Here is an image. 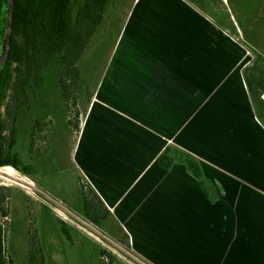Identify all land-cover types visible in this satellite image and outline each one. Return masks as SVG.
Instances as JSON below:
<instances>
[{"label": "crops", "instance_id": "crops-1", "mask_svg": "<svg viewBox=\"0 0 264 264\" xmlns=\"http://www.w3.org/2000/svg\"><path fill=\"white\" fill-rule=\"evenodd\" d=\"M211 5L134 0L72 150L82 184L147 264H264V103ZM167 147L198 160L209 196L184 165L160 168Z\"/></svg>", "mask_w": 264, "mask_h": 264}, {"label": "rangeland", "instance_id": "rangeland-1", "mask_svg": "<svg viewBox=\"0 0 264 264\" xmlns=\"http://www.w3.org/2000/svg\"><path fill=\"white\" fill-rule=\"evenodd\" d=\"M133 2L110 0L104 22L79 63L81 80L74 89L70 106L60 89L61 68L54 63L44 72L41 88L30 90L29 104L20 110L15 124L16 144L12 153L20 158L22 165L32 168V174L10 169L7 177L12 175L34 185L83 220L82 182L71 158L77 135L72 123L75 111L80 114L79 120L82 118ZM209 2L213 5L205 6L204 10L248 52L247 67L254 63L264 66V0ZM13 110L12 105L9 114L2 109L9 127ZM0 191V223L7 264L110 262L106 255L100 254L102 250L111 253V264H134L26 187L0 176ZM97 229L126 249L127 240L111 219Z\"/></svg>", "mask_w": 264, "mask_h": 264}, {"label": "trees", "instance_id": "trees-1", "mask_svg": "<svg viewBox=\"0 0 264 264\" xmlns=\"http://www.w3.org/2000/svg\"><path fill=\"white\" fill-rule=\"evenodd\" d=\"M109 2L13 0L10 48L7 60L0 69V168L11 167L24 175L32 174V168L22 165L20 158L12 153L16 144L15 124L20 110L28 106L30 90L41 88L44 72L54 63L61 68L60 89L70 106L74 89L81 80L79 63L104 22ZM244 80L252 99L263 104L264 66L254 63L246 67ZM10 105L14 110L9 127L3 119L2 109L9 114ZM72 105L75 106L74 99ZM79 116V112L75 111L72 124L76 134L79 133ZM176 163L184 165L204 194L209 196L201 165L196 158L173 147L165 148L158 158L160 168L165 171H170ZM80 191L84 219L99 228L110 218L109 211L90 187L81 184ZM126 249L130 250L129 246L126 245ZM100 254L110 259V262L103 264H111L109 251L102 250ZM0 264H7L1 223Z\"/></svg>", "mask_w": 264, "mask_h": 264}, {"label": "water", "instance_id": "water-1", "mask_svg": "<svg viewBox=\"0 0 264 264\" xmlns=\"http://www.w3.org/2000/svg\"><path fill=\"white\" fill-rule=\"evenodd\" d=\"M8 5H9V7H8L9 14H8V22H7V26H6L5 40L3 42L2 53H1V56H0V69L3 67V65L5 64V62L7 60L8 53H9V48H10V37H11L12 18H13V0H9V4ZM262 100L264 101V94L262 96ZM10 169H12V168L11 167L0 168V176L4 177L6 179H9L11 181H14L15 183H18V184L26 187L27 189L33 191L40 198H42L46 202L50 203L54 207H56L64 215H66L67 217H69L73 221H75L78 224H80L88 232H90L91 234L95 235L96 237H98L103 242L107 243L109 246H111L116 251H118L119 253L124 255L127 259L132 261L134 264H147L146 262H144L142 259L137 257L132 252L128 251L127 249L123 248L122 246H120L117 243H115L114 241H112L110 238L106 237L95 226L90 224L88 221H85V220L81 219L80 217H78L77 215H75L72 211H70L68 208L63 206L58 201L54 200L52 197H50L44 191L40 190L39 188L35 187L34 185H32V184H30L28 182H25V181H22V180L18 179L17 177H13L12 175H11V177H7L6 174L9 172Z\"/></svg>", "mask_w": 264, "mask_h": 264}, {"label": "flooded vegetation", "instance_id": "flooded-vegetation-1", "mask_svg": "<svg viewBox=\"0 0 264 264\" xmlns=\"http://www.w3.org/2000/svg\"><path fill=\"white\" fill-rule=\"evenodd\" d=\"M8 0H0V56L2 53V42L5 40L6 26L8 22Z\"/></svg>", "mask_w": 264, "mask_h": 264}]
</instances>
